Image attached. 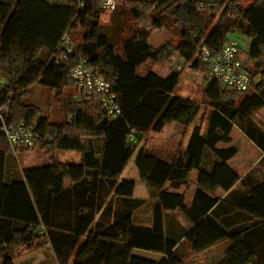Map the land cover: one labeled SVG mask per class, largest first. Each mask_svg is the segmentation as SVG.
<instances>
[{"label": "trees", "instance_id": "1", "mask_svg": "<svg viewBox=\"0 0 264 264\" xmlns=\"http://www.w3.org/2000/svg\"><path fill=\"white\" fill-rule=\"evenodd\" d=\"M119 2L129 7L140 27L133 38L114 44L99 22L102 0H0V107L8 106L6 122L23 121L33 129L48 157L46 165L15 174L7 166L11 149L0 131L2 264H14L21 250L45 246L52 251L53 264H187L221 242L227 246L215 264H264V178L254 175L243 184L254 168L240 179L227 164L237 153L230 145L234 128L264 152V130L251 120L264 108V0ZM156 29L172 31L179 41L150 46ZM76 30L81 32L77 44ZM65 32L74 48L62 58ZM235 34L248 42L245 56L238 47L252 79L248 89H222L213 81V89L207 85L204 93L205 134L201 124L195 125L185 150L178 148L170 162L150 153L148 132L160 133L170 123L185 130L200 105L173 94L182 69L160 77L145 69L146 64L171 65L180 59L206 72L207 79L199 49L217 53ZM81 60L110 84L120 108L116 117L76 86L75 94L68 92L75 85L69 72ZM34 85L61 99L69 119L52 121L24 103ZM141 139L134 165L149 190L148 200L133 197V179H120ZM13 150L16 155L30 151ZM65 151L76 152L79 161H58L57 153ZM192 171L198 178L188 204L178 191L189 185ZM148 205L150 224H141L136 212ZM171 211L192 228L174 229ZM222 213L228 217L224 222L219 220ZM136 250L159 257H141Z\"/></svg>", "mask_w": 264, "mask_h": 264}, {"label": "rangeland", "instance_id": "2", "mask_svg": "<svg viewBox=\"0 0 264 264\" xmlns=\"http://www.w3.org/2000/svg\"><path fill=\"white\" fill-rule=\"evenodd\" d=\"M105 34L108 37L109 42L118 44L121 39L123 38H133L136 36V32L138 31L140 27V23L133 19V17L130 14V9L128 6L123 4L122 2L117 3L116 12L113 15V18L109 24H100ZM80 34L81 32L75 31L73 34V39L75 40V44H77L80 40ZM228 39H234L238 43V47L242 53L243 56L247 53V39L243 37L242 35L235 34L230 35ZM171 41V42H178V36L175 35L172 31L164 30V29H156L154 33L151 35V37L148 40V43L152 47H158L162 43ZM190 63H185L183 60L176 59L173 64L171 65H153V64H146L145 69H152L154 71H158L161 73V71H168V70H181L182 74L179 79V85L177 87V90L180 94H184L188 96L187 98L193 99L196 103L200 105V111L193 121L194 125L201 124L204 121H206V114L207 111L205 109V105L207 104L206 100L204 99V93L205 89H207V85L209 89H213V81L209 80L206 77V72H200L197 70H193L190 68ZM179 66L181 67L180 69ZM253 67V62L247 63V68ZM256 81V79H255ZM223 89V88H222ZM68 92L76 93L75 85H72L68 87ZM213 98L214 96L211 95ZM24 103L29 105H34L36 108L40 109L41 113L45 116H47L52 121L61 122L63 119L68 118V116H65L63 114V107H62V100L56 99V95L49 91L48 89L34 85L30 87L29 93L26 97H24ZM69 119V118H68ZM251 120L253 124L258 125L257 122L260 124L261 130H264V122L261 120V116L253 113L251 116ZM173 126H179L176 123H170L167 124L166 127L161 131L160 133H153L148 132L145 137V142L147 145V150L152 153L153 155H160L159 157H165L163 155V152L159 151V149H163L164 146H169L172 144V140H177L176 134L174 133L176 130ZM232 144L231 146H234L238 149V153L233 157V159H230L228 161V165H232L235 172L239 175L240 173L244 174L246 173L247 169L251 167V165H254L256 163V151L251 146V143L245 139L236 129L232 131ZM144 140L141 139V141L137 145V150L130 158L126 169L124 170L122 175H126L128 178H137L138 179V173L134 165V161L137 155L138 150L143 146ZM174 144V143H173ZM10 147V145H9ZM11 152L7 156V166L10 170H13L14 172H20L22 169L28 168V167H36L41 165H46L48 163V157L41 151L40 145H37V147L33 150L27 151L19 154H14L13 148H11ZM73 155L74 158H72ZM57 159L58 161L62 163H77L78 162V155L74 151H65V152H59L57 153ZM71 159V160H69ZM69 160V161H68ZM254 171L250 173L246 179L243 180V184L246 181H249L251 178L253 179L254 175L256 179L260 177L258 175L259 170L264 171V163H261L258 166L253 167ZM252 168V169H253ZM15 173V174H16ZM124 175V176H125ZM240 176V175H239ZM123 177V176H121ZM192 180H195V174L191 176ZM192 181V182H193ZM143 182L138 180L137 187L135 188V195L137 197L143 196L144 193V187L141 185ZM145 184V183H144ZM193 184H190V188L188 190L187 196L190 194V191L193 189ZM149 210V205L144 207L143 209H140L136 212L137 218H142L147 216ZM40 251H32V252H25L19 257H16L15 263L21 264L24 260H26L30 256H37L42 255V258H40L39 261L36 262H44L48 263L49 257L45 253H39ZM139 255H142L145 258H154L153 255H149L148 253H145L143 251L138 252ZM195 257L188 260L187 264H199V262H194L198 258L194 259ZM202 264V263H201Z\"/></svg>", "mask_w": 264, "mask_h": 264}, {"label": "built area", "instance_id": "3", "mask_svg": "<svg viewBox=\"0 0 264 264\" xmlns=\"http://www.w3.org/2000/svg\"><path fill=\"white\" fill-rule=\"evenodd\" d=\"M102 1L103 14L99 22L105 25L111 21L117 0ZM60 47L62 48V58L74 48V44L66 32L61 37ZM198 58L206 66L207 77L216 82L220 88L244 92L252 83L249 74L243 69L238 43L234 39H228L217 53H211L205 46L201 47L198 51ZM180 68L179 66L178 69ZM69 76L80 94L99 99L104 113L112 118L119 115L120 108L116 102L115 94L110 90V84L103 77L90 70L84 60L71 68ZM7 110V105L0 107V131L10 147L35 149L38 145L37 134L23 121L18 123L6 122ZM129 138L131 139L132 136L130 135Z\"/></svg>", "mask_w": 264, "mask_h": 264}, {"label": "crops", "instance_id": "4", "mask_svg": "<svg viewBox=\"0 0 264 264\" xmlns=\"http://www.w3.org/2000/svg\"><path fill=\"white\" fill-rule=\"evenodd\" d=\"M154 33V32H153ZM151 37V36H150ZM154 71V70H153ZM157 75H159L160 77H167L170 73H171V70H168V71H161V73H159L158 71H154ZM179 85V81H178V84L176 85L174 91H173V94L174 95H177L179 97H183V98H186V99H189V100H192L191 98H187L188 96L184 95V94H180L177 90V87ZM256 114L260 115L261 116V119H264V108L258 110L256 112ZM262 122H264V120H261ZM258 125H256L258 128H261L260 127V124L257 122ZM178 125V124H177ZM194 124L193 122L187 127L185 128V130L179 125V126H173L174 129L176 130L174 133L176 134L175 136L177 137V140L174 141L173 139L172 140V144H170L169 146H164L163 149H159L160 153L161 151L163 152V155H165V157H159L160 155H158L157 157L161 158V159H165L166 161H172V159L174 158L175 154H176V151L178 148H180L181 151H184L186 146H187V143L189 141V138H190V135L193 131V128H194ZM166 127V126H165ZM164 127V128H165ZM236 129L245 139H247L244 134L237 128H234ZM233 129V130H234ZM232 130V131H233ZM163 131V130H162ZM206 132V121H204L202 123V126H201V134L204 135ZM232 134V132H231ZM248 140V139H247ZM249 141V140H248ZM251 143V146L253 147V149H255L256 151V163L254 165H251V167H249V169H247L246 173H248L253 167L255 166H258L260 164V161L262 159H264V152H262L261 150H259L251 141H249ZM174 143V144H173ZM232 144V135H231V143L230 145ZM237 149V148H236ZM237 153H238V149H237ZM236 153V154H237ZM162 154V153H161ZM78 155V154H77ZM69 156H72V158H74L73 155H70ZM235 157V156H234ZM233 159V157L231 158ZM71 160V159H69ZM68 160V161H69ZM78 161H79V155H78ZM205 161H207L206 157H204L203 159V165L205 164ZM228 164V162H227ZM230 166V165H229ZM37 167V166H36ZM233 166L231 165L230 168L235 171L233 168ZM126 169V168H125ZM124 169V170H125ZM207 170H209V167L207 168ZM124 172V171H123ZM122 172V174H123ZM16 173V172H15ZM242 174L240 173V179L246 174ZM123 177L120 176V179L121 178H127L126 175H122ZM195 174V180L193 181L191 176ZM12 175V174H11ZM258 175L260 176V178H264V171L261 172V170H259L258 172ZM197 178H198V173L196 171H192L191 174H190V182H189V185L187 187H183L181 188L178 192L179 193H182L185 195V198H186V202L188 204H190V201L193 197V194L195 192V189H196V182H197ZM132 179V178H131ZM133 180L135 181V188L137 187V183H138V179L135 177L133 178ZM193 181V182H192ZM190 184H193V189L190 191V194L187 196V193L189 188H190ZM238 183H236L232 189H234L236 186H237ZM141 185H143L144 187V193H143V196H139L137 197L135 195V189H134V193H133V197L137 198V199H142V200H148V197H149V190L146 186V184L142 183ZM227 193H224L220 196V199H222L224 196H226ZM148 214L145 217L142 216V218H137L139 222H142L141 224H145V225H149L150 224V219H151V213L149 211H147ZM169 215L171 217V224L173 225L174 229L177 228V225L180 226V227H183L184 229H186L187 231H189L191 228H192V225L187 222L178 212L176 211H171L169 212ZM232 216H235V214H232ZM226 218H228L225 213H222L220 214L219 216V220H222L223 222L226 220ZM236 218H240L239 216H237ZM176 230H179V229H176ZM226 246L227 244L225 242H221V243H218L216 244L215 246L209 248L208 250H206L205 252H203V254H201L200 256H198L197 260L194 261V262H199V264H215L223 255V252L225 251L226 249ZM32 251H40L39 253H45L48 257H49V261L48 263H44V262H36V261H39L40 258H42V255H35V256H30L28 257L26 260H24L23 262H21V264H53L54 263V257H53V254H52V251L50 250V248L48 246H45L44 248H41V249H38V250H32ZM32 251H27V250H21L19 251V254L16 255L13 259V262L14 264L15 263V259L16 257H19L21 256L22 254H24L25 252L29 253V252H32ZM142 250H136L134 251V253L138 256H141L143 257L142 255H139L138 252H140ZM145 253H148L149 255H153V257H156L158 258L159 255H156L152 252H147V251H143ZM151 259H154V258H151ZM196 259V258H194ZM0 264H2V259L0 258Z\"/></svg>", "mask_w": 264, "mask_h": 264}]
</instances>
